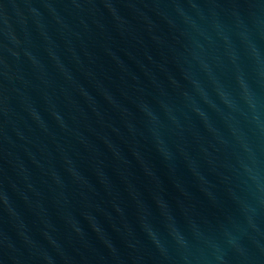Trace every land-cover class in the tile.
Returning a JSON list of instances; mask_svg holds the SVG:
<instances>
[{
  "label": "water",
  "instance_id": "95a60500",
  "mask_svg": "<svg viewBox=\"0 0 264 264\" xmlns=\"http://www.w3.org/2000/svg\"><path fill=\"white\" fill-rule=\"evenodd\" d=\"M0 264H264V0H0Z\"/></svg>",
  "mask_w": 264,
  "mask_h": 264
}]
</instances>
